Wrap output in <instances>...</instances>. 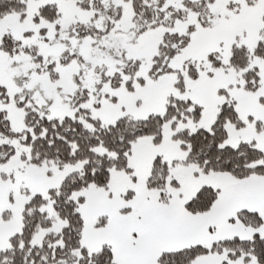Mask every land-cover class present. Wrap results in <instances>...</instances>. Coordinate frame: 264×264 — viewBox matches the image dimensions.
<instances>
[{
  "label": "snow or ice",
  "instance_id": "obj_1",
  "mask_svg": "<svg viewBox=\"0 0 264 264\" xmlns=\"http://www.w3.org/2000/svg\"><path fill=\"white\" fill-rule=\"evenodd\" d=\"M0 264H264V0H0Z\"/></svg>",
  "mask_w": 264,
  "mask_h": 264
}]
</instances>
